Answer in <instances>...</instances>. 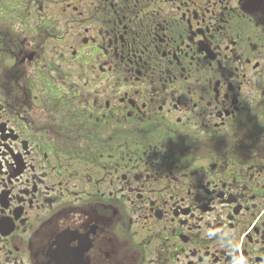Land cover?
I'll use <instances>...</instances> for the list:
<instances>
[{
    "label": "flooded vegetation",
    "instance_id": "1",
    "mask_svg": "<svg viewBox=\"0 0 264 264\" xmlns=\"http://www.w3.org/2000/svg\"><path fill=\"white\" fill-rule=\"evenodd\" d=\"M0 264H264V0H0Z\"/></svg>",
    "mask_w": 264,
    "mask_h": 264
}]
</instances>
